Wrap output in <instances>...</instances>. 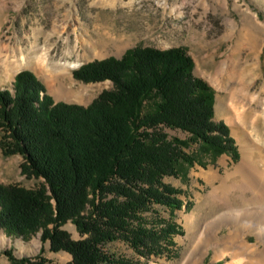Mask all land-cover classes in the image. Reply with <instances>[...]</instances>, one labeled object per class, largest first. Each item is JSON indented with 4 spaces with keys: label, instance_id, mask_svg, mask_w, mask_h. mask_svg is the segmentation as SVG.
Returning <instances> with one entry per match:
<instances>
[{
    "label": "trees",
    "instance_id": "obj_1",
    "mask_svg": "<svg viewBox=\"0 0 264 264\" xmlns=\"http://www.w3.org/2000/svg\"><path fill=\"white\" fill-rule=\"evenodd\" d=\"M72 76L113 87L87 106L54 102L36 75L22 70L10 89L0 90V151L19 155L21 173L42 180L33 189L0 183V231L25 241L40 233L51 252L70 255L66 264L173 259L175 238L183 235L173 214L185 206L184 192L165 178L195 165L186 151L194 145L239 159L230 128L214 120V90L194 75L183 47H135L121 58L84 64ZM167 129L188 137H170ZM69 222L80 239L63 229ZM116 242L146 262L109 250ZM4 254L10 264H55Z\"/></svg>",
    "mask_w": 264,
    "mask_h": 264
},
{
    "label": "rangeland",
    "instance_id": "obj_2",
    "mask_svg": "<svg viewBox=\"0 0 264 264\" xmlns=\"http://www.w3.org/2000/svg\"><path fill=\"white\" fill-rule=\"evenodd\" d=\"M139 46L188 51L194 60V75L214 90L215 122L230 128L238 148L239 159L233 161L231 156H216L194 145L186 151L195 156V165H181L179 178H165L167 184L184 192L185 206L173 214L183 235L175 238L173 259L152 258L149 262L183 264L191 250L187 218L201 213L203 226L223 214L221 206L210 204L212 195L223 189L225 180L243 161L239 125L249 123L256 112H264V0H0V90L12 87L16 73L29 70L54 102L87 106L113 84L83 83L72 72L95 60L121 58ZM166 132L170 137H188L181 131ZM21 164L19 155L4 157L0 151V183L37 187L42 180L23 175ZM246 197L250 202V194ZM249 202H243L240 191L230 195V203L242 216L264 215L263 203ZM156 209L164 218L170 217L164 207ZM63 229L72 239L81 238L72 223ZM227 232V228L220 231L218 239H224ZM255 240V236L249 237L250 242ZM214 247L211 245L201 264L232 262L229 257L217 261L223 254ZM108 248L146 262L122 242ZM8 250L16 258L42 256L55 264L71 259L67 253L51 252L48 242L40 241V233L25 241L0 231V264H10L4 254Z\"/></svg>",
    "mask_w": 264,
    "mask_h": 264
},
{
    "label": "bare ground",
    "instance_id": "obj_3",
    "mask_svg": "<svg viewBox=\"0 0 264 264\" xmlns=\"http://www.w3.org/2000/svg\"><path fill=\"white\" fill-rule=\"evenodd\" d=\"M239 126L237 133L243 139V161L225 180L223 189L212 195L210 204V207L221 206L224 212L203 226H200L201 213L187 218V239L191 252L186 254L183 264H201L213 244L216 251L220 248L223 254L216 258L217 261L229 257L232 260L230 264H264V215L242 216L230 203V195L235 191L242 193L243 202H249L246 195L250 194V204L263 203L264 112H256L254 119ZM226 228L225 238L218 239L219 232ZM250 236L256 237L255 242L249 241Z\"/></svg>",
    "mask_w": 264,
    "mask_h": 264
},
{
    "label": "water",
    "instance_id": "obj_4",
    "mask_svg": "<svg viewBox=\"0 0 264 264\" xmlns=\"http://www.w3.org/2000/svg\"><path fill=\"white\" fill-rule=\"evenodd\" d=\"M65 103V102H64ZM68 104V103H67Z\"/></svg>",
    "mask_w": 264,
    "mask_h": 264
}]
</instances>
